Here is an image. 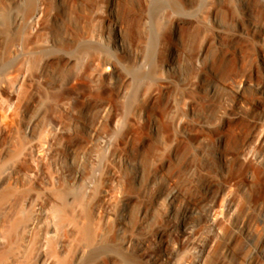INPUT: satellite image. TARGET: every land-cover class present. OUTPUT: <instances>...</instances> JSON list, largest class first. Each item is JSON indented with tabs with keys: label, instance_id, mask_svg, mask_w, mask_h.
I'll use <instances>...</instances> for the list:
<instances>
[{
	"label": "rangeland",
	"instance_id": "374dc122",
	"mask_svg": "<svg viewBox=\"0 0 264 264\" xmlns=\"http://www.w3.org/2000/svg\"><path fill=\"white\" fill-rule=\"evenodd\" d=\"M0 264H264V0H0Z\"/></svg>",
	"mask_w": 264,
	"mask_h": 264
},
{
	"label": "bare ground",
	"instance_id": "6f19581e",
	"mask_svg": "<svg viewBox=\"0 0 264 264\" xmlns=\"http://www.w3.org/2000/svg\"><path fill=\"white\" fill-rule=\"evenodd\" d=\"M249 78V77H247ZM249 81V80H248ZM245 83H250L247 82V79L244 80ZM201 215L197 214H185L182 218V227H185V229H190L192 227H194V225H196L197 223H199ZM100 248V247H99ZM99 248H97L96 250L94 249L91 254L89 255V260L93 259L95 257V255H97V253H99ZM103 248V247H102ZM88 255V254H87Z\"/></svg>",
	"mask_w": 264,
	"mask_h": 264
}]
</instances>
